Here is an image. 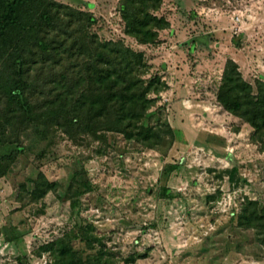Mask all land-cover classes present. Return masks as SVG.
<instances>
[{"label": "rangeland", "instance_id": "obj_1", "mask_svg": "<svg viewBox=\"0 0 264 264\" xmlns=\"http://www.w3.org/2000/svg\"><path fill=\"white\" fill-rule=\"evenodd\" d=\"M57 1L92 12L101 40L144 52L168 86L152 110L174 132L150 147L103 130H17L26 150L0 178V264H58L47 244L61 239L105 264H264V231L239 223L247 197L264 204V143L217 101L229 59L264 82V0H163L170 26L153 44L124 32L119 0ZM39 175L58 190L32 201Z\"/></svg>", "mask_w": 264, "mask_h": 264}, {"label": "trees", "instance_id": "obj_2", "mask_svg": "<svg viewBox=\"0 0 264 264\" xmlns=\"http://www.w3.org/2000/svg\"><path fill=\"white\" fill-rule=\"evenodd\" d=\"M162 3L119 0L124 32L141 44L157 43L159 31L170 26L156 13ZM6 6L0 3V178L26 150L16 134L20 129L103 130L150 147L160 137L158 130L165 127L172 135L169 123L156 118L160 111L152 110L167 83L158 74L148 76L144 52L120 40H101L91 31L97 17L67 3L8 0ZM217 101L252 126L254 142L264 143L263 81L250 83L229 59ZM32 182V201L58 190L57 182L44 175ZM239 223L264 231V204L247 197ZM47 249L58 264H105L100 256L83 258L65 239L48 243Z\"/></svg>", "mask_w": 264, "mask_h": 264}, {"label": "built area", "instance_id": "obj_3", "mask_svg": "<svg viewBox=\"0 0 264 264\" xmlns=\"http://www.w3.org/2000/svg\"><path fill=\"white\" fill-rule=\"evenodd\" d=\"M236 20L239 23L240 22V17L239 16H236Z\"/></svg>", "mask_w": 264, "mask_h": 264}]
</instances>
